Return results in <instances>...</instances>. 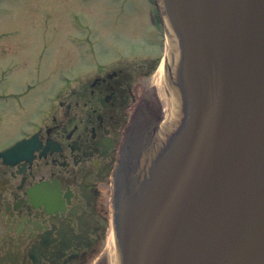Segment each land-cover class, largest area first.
<instances>
[{"label":"water","instance_id":"obj_1","mask_svg":"<svg viewBox=\"0 0 264 264\" xmlns=\"http://www.w3.org/2000/svg\"><path fill=\"white\" fill-rule=\"evenodd\" d=\"M156 4L176 113L118 176L119 263L264 264V0Z\"/></svg>","mask_w":264,"mask_h":264},{"label":"flooded vegetation","instance_id":"obj_2","mask_svg":"<svg viewBox=\"0 0 264 264\" xmlns=\"http://www.w3.org/2000/svg\"><path fill=\"white\" fill-rule=\"evenodd\" d=\"M4 36L0 264H110L115 173L163 118L159 57L110 61L89 42L83 77L45 86L40 71L30 83L23 40Z\"/></svg>","mask_w":264,"mask_h":264},{"label":"rangeland","instance_id":"obj_3","mask_svg":"<svg viewBox=\"0 0 264 264\" xmlns=\"http://www.w3.org/2000/svg\"><path fill=\"white\" fill-rule=\"evenodd\" d=\"M4 7L9 12L0 21V37L8 35L25 43L23 58H28L31 84L36 83L39 71L45 86L83 77L89 42L94 49L108 51L110 61L143 58L147 51L163 58L166 38L149 19L151 0H0L2 15H6ZM76 14L80 25L70 22ZM6 19L12 22L8 34ZM6 59L0 54V61ZM64 73L66 82L61 78Z\"/></svg>","mask_w":264,"mask_h":264},{"label":"bare ground","instance_id":"obj_4","mask_svg":"<svg viewBox=\"0 0 264 264\" xmlns=\"http://www.w3.org/2000/svg\"><path fill=\"white\" fill-rule=\"evenodd\" d=\"M167 47H168V42H167ZM156 78H157V80H160L162 82L165 81L164 77L157 76ZM159 91H160V94L164 100L167 111L172 112V110H173V98L171 97V94H169L167 86L166 85L160 86ZM112 259H113V264H117V256H116L115 250L112 253Z\"/></svg>","mask_w":264,"mask_h":264}]
</instances>
